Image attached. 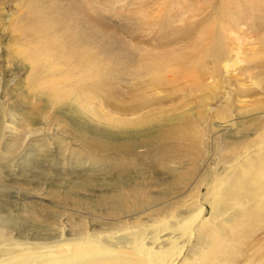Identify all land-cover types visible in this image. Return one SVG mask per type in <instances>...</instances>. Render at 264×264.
Listing matches in <instances>:
<instances>
[{"label":"rangeland","instance_id":"374dc122","mask_svg":"<svg viewBox=\"0 0 264 264\" xmlns=\"http://www.w3.org/2000/svg\"><path fill=\"white\" fill-rule=\"evenodd\" d=\"M27 1L0 0L2 232L18 238L16 229L49 222L53 231L77 225L99 233L121 215L119 197L129 207L199 198L240 141L264 126V0H50L81 14L93 9L100 91L86 100L72 68L45 72V61L29 60L35 55L27 25L37 16L28 14ZM206 26L220 33L221 44L239 45L244 59L235 71L225 53L222 70L209 58L181 59L158 88L147 84L153 55L186 50L197 57L211 46L214 37L199 39ZM227 125L238 138L221 132ZM246 238L240 249L250 253L264 231Z\"/></svg>","mask_w":264,"mask_h":264},{"label":"bare ground","instance_id":"6f19581e","mask_svg":"<svg viewBox=\"0 0 264 264\" xmlns=\"http://www.w3.org/2000/svg\"><path fill=\"white\" fill-rule=\"evenodd\" d=\"M42 1L26 2L28 14L37 16L27 25L33 31L29 40L34 49L29 54L35 55L29 60L34 66L45 61V72L72 68L78 89H81L78 96L82 100L94 97L100 90L94 82L98 60L93 9L85 7L87 13L81 14L72 4L64 7L59 1L45 0V6L41 7ZM206 20L201 22V27ZM206 28L200 34V41L214 37L215 42L197 57L187 55L186 50H174L149 58L152 80L147 84L161 85L166 74L177 72L181 59L198 64L209 58L216 69L222 70L219 60L225 53L228 54V67L234 70L235 64L244 59L239 45L232 50L227 43L219 42V32ZM223 38L227 40L229 36ZM233 39L238 40L236 36ZM228 50L233 53L231 56ZM258 83L249 79L254 87H258ZM149 85L143 91H147ZM55 96V100H60L63 92ZM230 126L223 127L221 132L229 133L228 137L233 139L236 136ZM22 132L31 131L25 126ZM253 134L231 151L216 177L205 184V191L199 198L185 194L147 202L144 206L134 200L135 204L129 207L124 198L119 197L121 215L109 220L107 229L99 233H90L77 225L74 226L78 230L74 232L63 227L53 231L51 224L46 222L33 231L27 227L19 231L18 227L14 228L18 225H13L23 234L14 238L13 232L4 233L0 228V264H187L195 257L201 261L198 264H264L261 251L264 242L256 248L258 242L252 245L250 253L240 249L244 238L264 231V126ZM14 218L10 217L8 223H14ZM67 232L71 235L67 236Z\"/></svg>","mask_w":264,"mask_h":264}]
</instances>
